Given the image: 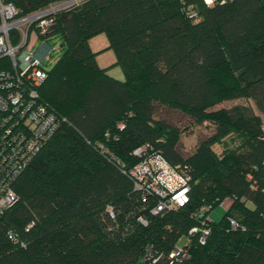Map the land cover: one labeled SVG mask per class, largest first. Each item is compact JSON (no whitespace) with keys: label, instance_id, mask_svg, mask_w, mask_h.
<instances>
[{"label":"trees","instance_id":"obj_1","mask_svg":"<svg viewBox=\"0 0 264 264\" xmlns=\"http://www.w3.org/2000/svg\"><path fill=\"white\" fill-rule=\"evenodd\" d=\"M12 1L28 14L66 0ZM99 32L123 81L96 66L88 40ZM44 37H57L62 53L38 92L64 120L13 183L0 264H264L261 117L247 105L207 112L216 74L228 67L237 96L264 115V0H84L59 11ZM179 113L188 125L172 122ZM206 120L212 133L183 154L181 133ZM143 144L188 186L183 206L152 214L159 198L135 190L109 158L128 169ZM195 226L209 231L203 244L189 233ZM10 229L24 247L7 238ZM181 237L186 255L175 260Z\"/></svg>","mask_w":264,"mask_h":264},{"label":"built area","instance_id":"obj_2","mask_svg":"<svg viewBox=\"0 0 264 264\" xmlns=\"http://www.w3.org/2000/svg\"><path fill=\"white\" fill-rule=\"evenodd\" d=\"M83 1L66 0L28 14H20L12 0H0V215L18 201L13 188L16 178L64 120L40 99L38 92L48 70L42 66V62L51 51L48 39L44 36L59 11L70 9ZM229 1L231 0H211L208 3V0H203L207 6ZM31 33L41 42L34 52L27 49ZM118 127L123 128V123L119 122ZM98 147L106 152L101 145ZM151 150L148 144L136 148L132 154L139 161L128 169H123L119 160L112 156L109 158L132 180L135 190L159 198L151 209L152 214L183 206L188 201V186ZM202 216L200 212L198 217L202 219ZM139 221L143 225L146 223L142 218ZM237 226L235 220L229 219L230 229L235 230ZM196 232L199 243L203 244L209 233L208 229L195 226L189 230L190 234ZM6 234L13 243L25 246L15 230L10 229ZM182 238L186 243V237L180 239ZM185 243L179 247L176 244L171 251L175 260L186 255ZM149 252L150 247L145 258H149Z\"/></svg>","mask_w":264,"mask_h":264},{"label":"rangeland","instance_id":"obj_3","mask_svg":"<svg viewBox=\"0 0 264 264\" xmlns=\"http://www.w3.org/2000/svg\"><path fill=\"white\" fill-rule=\"evenodd\" d=\"M27 49L31 51H36L40 40L36 39L33 33L29 36ZM47 44L51 48L48 56L43 60L42 66L44 68H51V66L56 62L59 56L62 53V49L60 47V40L57 37H53L47 40ZM88 46L91 52L94 53V60L96 66L100 69H118L120 71L121 68L118 64H116V55L113 49L109 46V42L105 32H99L88 40ZM215 86H216V101L215 103L207 109L208 111H217V110H225L229 109L236 105H247L250 106L256 115L261 117L262 128H264V115L260 114L253 106L252 102L249 99L238 97V83L234 73L228 68L224 67L218 71L215 78ZM174 124L184 127L188 125V120L184 115L180 113L173 118L172 121ZM192 132L187 133L185 131L180 135V149L183 154H189L197 145L198 140L202 137L208 136L212 133L213 125L212 122L206 120L202 125H191L190 128ZM213 148L216 152L221 151V147L218 145H214ZM228 202L225 203L224 206H218L210 213V217L212 220H217L225 208L227 207ZM185 243L184 238L178 240V247Z\"/></svg>","mask_w":264,"mask_h":264},{"label":"crops","instance_id":"obj_4","mask_svg":"<svg viewBox=\"0 0 264 264\" xmlns=\"http://www.w3.org/2000/svg\"><path fill=\"white\" fill-rule=\"evenodd\" d=\"M105 71L109 77H111L117 81H123V72L122 71H120L118 69H106Z\"/></svg>","mask_w":264,"mask_h":264},{"label":"clouds","instance_id":"obj_5","mask_svg":"<svg viewBox=\"0 0 264 264\" xmlns=\"http://www.w3.org/2000/svg\"><path fill=\"white\" fill-rule=\"evenodd\" d=\"M208 3H211V0H208Z\"/></svg>","mask_w":264,"mask_h":264}]
</instances>
